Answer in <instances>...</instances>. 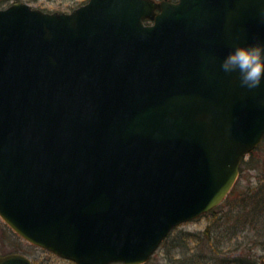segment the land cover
I'll return each instance as SVG.
<instances>
[{
    "label": "water",
    "instance_id": "obj_1",
    "mask_svg": "<svg viewBox=\"0 0 264 264\" xmlns=\"http://www.w3.org/2000/svg\"><path fill=\"white\" fill-rule=\"evenodd\" d=\"M254 41L264 0L0 8L2 220L76 264L143 263L225 198L263 139L264 83L220 68Z\"/></svg>",
    "mask_w": 264,
    "mask_h": 264
},
{
    "label": "rangeland",
    "instance_id": "obj_2",
    "mask_svg": "<svg viewBox=\"0 0 264 264\" xmlns=\"http://www.w3.org/2000/svg\"><path fill=\"white\" fill-rule=\"evenodd\" d=\"M1 1V0H0ZM47 11H71L87 0H5ZM235 185L215 210L179 225L143 264H264V215L251 223L235 212L237 197L264 185V140L245 156ZM232 193V194H231ZM236 202V203H235ZM232 210V211H231ZM28 255L32 264H72L23 241L0 219V253Z\"/></svg>",
    "mask_w": 264,
    "mask_h": 264
},
{
    "label": "clouds",
    "instance_id": "obj_3",
    "mask_svg": "<svg viewBox=\"0 0 264 264\" xmlns=\"http://www.w3.org/2000/svg\"><path fill=\"white\" fill-rule=\"evenodd\" d=\"M226 74L236 73L242 86L254 89L264 83V41L237 43L221 58Z\"/></svg>",
    "mask_w": 264,
    "mask_h": 264
},
{
    "label": "trees",
    "instance_id": "obj_4",
    "mask_svg": "<svg viewBox=\"0 0 264 264\" xmlns=\"http://www.w3.org/2000/svg\"><path fill=\"white\" fill-rule=\"evenodd\" d=\"M3 1L5 0H1L0 3ZM260 179L264 181V177ZM236 201L238 202V204L235 202L236 206L239 207L238 210L240 211L235 212V214L244 217L245 224L248 222V219L249 223L252 220H258L259 217L264 215V185H257L256 189H247L246 194L237 197Z\"/></svg>",
    "mask_w": 264,
    "mask_h": 264
},
{
    "label": "flooded vegetation",
    "instance_id": "obj_5",
    "mask_svg": "<svg viewBox=\"0 0 264 264\" xmlns=\"http://www.w3.org/2000/svg\"><path fill=\"white\" fill-rule=\"evenodd\" d=\"M25 242H27L28 244H30V245H32L35 249L37 248V249H41V250H43L44 252H48L49 254H52L51 252H49L48 250L46 251V250H44L43 248H41V247H39L38 245H34V244H31V243H29L28 241H26L25 240ZM54 257H56V258H60V259H62V260H65V261H70V260H66V259H64V258H62V257H60V256H56V255H54V254H52ZM31 262H32V260H31ZM72 264H76V263H74V262H72V261H70ZM111 264H124L123 262L121 263V262H111Z\"/></svg>",
    "mask_w": 264,
    "mask_h": 264
}]
</instances>
